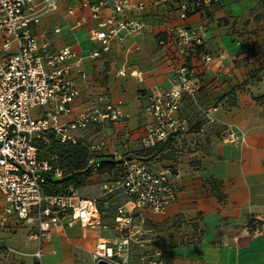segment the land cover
<instances>
[{
  "label": "crops",
  "instance_id": "obj_1",
  "mask_svg": "<svg viewBox=\"0 0 264 264\" xmlns=\"http://www.w3.org/2000/svg\"><path fill=\"white\" fill-rule=\"evenodd\" d=\"M257 5L258 0H220L209 16L198 12L181 20L177 0H147L142 16L145 28L123 41L116 39L109 52L98 57H92V52L101 46L89 38L97 22L89 9L82 8L81 0H60L58 10L34 28L52 47H72L84 58L81 68L86 78L73 67L72 79L80 95L73 115L63 117L62 122L77 117L89 106L90 98L108 94L112 102H124L122 120L91 125L85 133L88 142L104 141V155L114 159L137 150L147 120L143 108L149 92L156 86L168 88L174 73L171 50L159 43L158 35L167 38L170 26L197 28L213 54L210 64L200 66L201 90L182 107L183 116L193 124H205V130L191 135L171 158L150 160L155 168L173 164L179 171L174 180L178 198L166 212L151 216L155 233L135 221L133 230H140L138 238L145 245L133 244L130 264H146L142 256L162 246L169 249L166 264H264V229L262 234L249 230L251 218L264 223V99H258L264 95V20L252 18ZM109 13L108 8L102 12L104 16ZM82 17L86 18L84 25L73 28ZM124 67L127 75L120 76L118 71ZM132 71L138 76H132ZM212 106L218 107L212 113L215 122L208 123ZM100 129L107 134L99 135ZM228 130L237 136L235 141L223 140ZM103 174L107 176L106 172L94 176ZM109 198L117 200L109 218L99 207L106 228L84 227L78 222L69 226L64 219L42 243L41 263L97 264L93 252L99 241L110 242L116 236L114 218L124 203L121 197ZM12 218L16 217L10 215L0 228V258L18 253L3 244L4 237L12 235L13 226L20 223ZM28 226L32 233L24 253L35 258L38 228L36 223Z\"/></svg>",
  "mask_w": 264,
  "mask_h": 264
},
{
  "label": "built area",
  "instance_id": "obj_2",
  "mask_svg": "<svg viewBox=\"0 0 264 264\" xmlns=\"http://www.w3.org/2000/svg\"><path fill=\"white\" fill-rule=\"evenodd\" d=\"M60 0H0V194L5 206L0 213V228L6 226L10 215L19 222L37 224L35 238L38 249L34 256L42 262V243L52 236V231L64 219L67 225L80 223L84 227L102 226L99 200L121 197L124 203L117 207L114 218L116 236L110 241L98 242L93 257L113 264H130L133 244L145 245L134 231L135 221L155 233L151 216L166 212L176 202L178 188L175 177L179 171L174 165L155 168L148 157L139 151L151 149L160 143L173 144L176 149L193 135V123L183 116L186 99L194 100L202 88L200 66L213 61L199 29L176 25L167 27V38L159 43L171 50L175 70L168 80V88L156 86L149 92L148 103L143 108L147 120L143 135L135 152L118 155L117 167L106 171L100 195L90 198L70 188L69 195L48 196L43 186L45 174L52 169L48 161L40 159L36 141L54 131L61 142L86 143L85 133L91 125L104 126L107 122H119L124 117V102H112L109 95L90 98L89 106L77 117L62 122L63 117L73 115V105L80 90L72 79L73 67L82 70L84 58L72 47L54 48L48 40L41 39L34 28L40 26L45 16L56 12ZM168 1V0H164ZM220 0H179L178 15L186 20L194 8L210 6ZM82 8L89 9L97 24L89 31L92 42L100 44V50L92 57L109 52L115 40L123 41L140 33L146 26L142 19L147 0H81ZM109 9L108 16L102 14ZM86 18L75 22L73 28L84 25ZM59 32L60 29L55 30ZM190 59V60H189ZM194 62V63H192ZM127 75L124 67L118 71ZM138 76L136 71L130 73ZM212 106L207 122H215ZM38 110V117L33 111ZM205 130L203 124L199 132ZM237 136L228 130L223 138L233 142ZM92 156L89 165L100 167L98 156L104 154L105 142H88ZM56 177L62 172L57 170ZM104 175V174H103ZM257 225L254 234H262L264 223L251 218ZM16 252L15 250H10ZM169 249L162 246L151 254L142 256L146 264H166Z\"/></svg>",
  "mask_w": 264,
  "mask_h": 264
},
{
  "label": "trees",
  "instance_id": "obj_3",
  "mask_svg": "<svg viewBox=\"0 0 264 264\" xmlns=\"http://www.w3.org/2000/svg\"><path fill=\"white\" fill-rule=\"evenodd\" d=\"M218 4L219 2H213L210 6L194 8L192 12H189V16L198 12H203L209 16ZM158 36L159 42L166 39L162 34ZM258 99L263 100L264 95ZM201 126L202 123L200 122L193 124V131L198 132ZM36 145L39 158L48 161L52 167L45 174L46 182L43 186L44 193L48 196L69 195L70 188L78 191L84 182L95 173L94 168L88 162V159L92 156L90 147L84 141L63 143L54 131H48L45 133L44 138H39L36 141ZM176 151L177 149L173 144L160 143L151 149L139 151V154L153 160L157 157L159 159L171 158ZM98 159H100V167L97 169L99 174L117 167L118 162L112 156L102 154L98 156ZM57 170L62 172L61 178L56 177L55 172ZM212 187L215 188L216 186L213 185ZM257 224L260 225L261 223L258 222ZM249 226L251 230H254L257 225L251 220Z\"/></svg>",
  "mask_w": 264,
  "mask_h": 264
},
{
  "label": "rangeland",
  "instance_id": "obj_4",
  "mask_svg": "<svg viewBox=\"0 0 264 264\" xmlns=\"http://www.w3.org/2000/svg\"><path fill=\"white\" fill-rule=\"evenodd\" d=\"M252 18L255 20H264V0H258V5L253 11ZM33 116L38 117V110L33 111ZM107 129V128H106ZM99 131V130H98ZM107 134V130L100 129L99 135ZM88 144V141H86ZM42 155V154H41ZM96 173V172H95ZM104 176H94L93 175L87 179L81 188L78 190V194L83 195L84 197H96L100 193L101 183L104 180ZM100 210L105 212V217L109 218L108 213L114 211L115 206L117 204V200L113 198L100 199L99 200ZM5 206V201L0 194V209ZM13 221H16V218H12ZM109 219H107L108 221ZM28 224L20 222L13 226L12 235H7L4 237L3 244H8L10 246L15 247L18 253H14V255H10L8 258L5 256L4 258H0V264H42L39 260L32 257L31 254H26V249H28V241L30 234L32 231L28 228ZM2 235V233H0ZM19 251H23V254ZM19 254V255H18ZM17 256V257H16ZM89 258V257H88ZM82 263V261H81Z\"/></svg>",
  "mask_w": 264,
  "mask_h": 264
},
{
  "label": "water",
  "instance_id": "obj_5",
  "mask_svg": "<svg viewBox=\"0 0 264 264\" xmlns=\"http://www.w3.org/2000/svg\"><path fill=\"white\" fill-rule=\"evenodd\" d=\"M3 144H4V141L3 140L0 141V148L2 147ZM97 264H113V263H111L107 260H104V259H100V260H98Z\"/></svg>",
  "mask_w": 264,
  "mask_h": 264
}]
</instances>
